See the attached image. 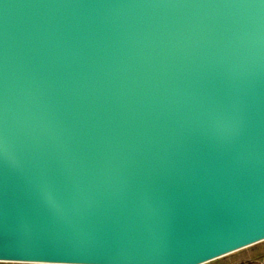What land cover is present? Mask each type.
Masks as SVG:
<instances>
[{
    "label": "water",
    "instance_id": "95a60500",
    "mask_svg": "<svg viewBox=\"0 0 264 264\" xmlns=\"http://www.w3.org/2000/svg\"><path fill=\"white\" fill-rule=\"evenodd\" d=\"M3 203L75 264L263 240L264 0H0Z\"/></svg>",
    "mask_w": 264,
    "mask_h": 264
},
{
    "label": "snow or ice",
    "instance_id": "6c2138e0",
    "mask_svg": "<svg viewBox=\"0 0 264 264\" xmlns=\"http://www.w3.org/2000/svg\"><path fill=\"white\" fill-rule=\"evenodd\" d=\"M67 255L58 245L0 231V264H75Z\"/></svg>",
    "mask_w": 264,
    "mask_h": 264
},
{
    "label": "rangeland",
    "instance_id": "374dc122",
    "mask_svg": "<svg viewBox=\"0 0 264 264\" xmlns=\"http://www.w3.org/2000/svg\"><path fill=\"white\" fill-rule=\"evenodd\" d=\"M203 264H264V239Z\"/></svg>",
    "mask_w": 264,
    "mask_h": 264
},
{
    "label": "bare ground",
    "instance_id": "6f19581e",
    "mask_svg": "<svg viewBox=\"0 0 264 264\" xmlns=\"http://www.w3.org/2000/svg\"><path fill=\"white\" fill-rule=\"evenodd\" d=\"M5 203H3L2 205H1V211H0V214L2 213V212H5V211H8V206H5L4 205ZM10 209V208H9ZM3 215V214H2ZM2 215L0 216V220H1V217H2ZM2 225V223H1V221H0V226ZM17 225V227H19V228H22V227H26V226H24V225H22V224H19V223H17L16 224ZM28 231V230H27Z\"/></svg>",
    "mask_w": 264,
    "mask_h": 264
}]
</instances>
